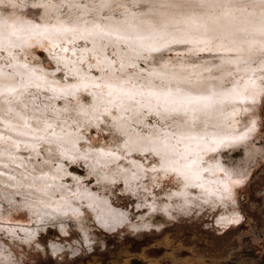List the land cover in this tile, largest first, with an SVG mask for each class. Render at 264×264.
I'll use <instances>...</instances> for the list:
<instances>
[{"label":"rangeland","instance_id":"374dc122","mask_svg":"<svg viewBox=\"0 0 264 264\" xmlns=\"http://www.w3.org/2000/svg\"><path fill=\"white\" fill-rule=\"evenodd\" d=\"M168 3L0 0V25L23 43L0 45V77L16 85L0 81V264H264V70L245 84L238 53L182 40ZM110 23H150L153 34L115 35ZM225 65L224 88L244 99L229 143L198 155L219 166L203 172L218 181L210 196L128 138L173 135L183 154L179 118L156 93L165 98L173 74L212 81ZM121 89L132 99L117 100Z\"/></svg>","mask_w":264,"mask_h":264},{"label":"bare ground","instance_id":"6f19581e","mask_svg":"<svg viewBox=\"0 0 264 264\" xmlns=\"http://www.w3.org/2000/svg\"><path fill=\"white\" fill-rule=\"evenodd\" d=\"M165 1L167 2V0ZM168 1L170 5H172V8H174L171 10L172 11L174 10V13H176L177 17H175L176 19H174L172 23L180 31L179 36L181 35V39L184 37L185 40L188 39L191 40V42L193 40H196L199 43L198 45L201 47L211 46L212 44L214 45L215 43L214 46H216V49L218 50L220 49L222 51L237 52L238 53V55H236L237 61L234 62L235 60L233 59H230L232 61L229 60L231 64L232 62L235 63V65L233 64L235 68L234 66H231L232 68H230V66L225 65L226 67L224 66L223 70L221 69L220 73L218 72L219 76H216L215 78L213 77L214 80L212 81L208 80V78L211 75L208 76L207 73L206 74L208 76L207 78V76L203 75L200 71L199 72L201 73L200 74L201 77L198 76V78L200 77L201 79L197 80L196 77L194 76L196 73L193 74L197 70H195L194 72H192L191 70L192 77L191 74L189 75V77L193 78L192 80H189L191 78L189 79L186 78L187 80L184 78L185 80H183V76L184 74H186L185 71H184L185 73H183L181 77V80H179L181 74L180 75L173 74L172 77L176 81L174 82L173 81L174 79L172 81L176 84L174 83L171 84L170 87L165 91L166 93L164 92L165 98H163V94L156 93L157 98L159 99L157 102L164 109L162 113H165L164 115L166 116L168 115L166 113H169L171 111L174 115H177L179 118V122L177 124L178 132L176 133L177 139L176 140L174 139V141L181 142V144H183V146L186 148L183 154L178 152L179 151L178 145H177L178 147L176 148L174 143L173 144L171 143V139L174 138L173 135L171 136L167 135L163 140H160L159 138L144 140L141 138H137L135 136L133 137L131 135L129 136L128 140L132 148H134L133 150H136L137 148L142 149L143 147L151 148L155 153H157L161 157L163 164L168 169H172L183 175L187 185L189 186L199 185L204 191H207L206 195H210V196L218 195L219 194L218 192L219 186H217L218 181L214 179L212 180L211 178H205L203 172L208 169L211 171L212 174H214V170H218L219 166L217 165L215 168L213 166H212L213 168L211 166H209L208 168H204L201 164L202 161L201 159H199L198 155H200L202 150L207 151L212 149V147H214L213 144L226 145L229 143V140L225 141L227 140V137L229 135L227 133L228 131L225 129V126H231L230 120L231 119L233 120L234 118L233 116L235 113L234 111L235 109L233 110L231 108L232 104H235L236 102L238 103L243 102L244 96L243 94H241V92L240 93L237 92L238 90L236 91L234 87L231 89L224 88L223 82H225L224 77L226 73L229 72L230 69L234 71L233 70L234 68L239 73L238 76L240 75L243 78L245 84L246 83L251 84L256 82L257 79L256 77L259 76L264 70V61L262 62V64H259L257 66H255V64L253 63L254 60L260 54L264 53V0H195L196 2L194 3L192 2L193 5H196L195 7L193 5H192L193 7L189 6L190 3L186 4L185 2L184 3L182 2L183 4L181 3L180 5V3L178 2H180L181 0H168ZM171 13L173 15V12ZM143 24L145 25L130 23L129 26H127L125 24L110 23V25H108L110 29H108L107 27L106 28L108 29V32L115 35L117 33L120 34L123 33L129 35V32L131 33L133 31V34L134 33L136 35L138 34L137 36L144 38L145 37L144 34L149 35L150 33H152V27L149 26L150 23L149 24L143 23ZM20 31L21 30H19V33ZM29 31H31V29ZM167 31L169 30L165 31L162 29L159 32H156V34L161 35L162 33V35H164V32ZM23 32L24 31L22 28V32L20 34H22ZM132 35L130 34L129 36ZM148 35L146 37H148ZM177 36L178 34H176V37ZM178 39L180 38L178 37ZM133 41H131V43H133ZM146 42L148 43V40H146ZM21 43H22L21 36L18 39L17 38L13 39L9 35L7 28L3 25L2 26L0 25V45L3 46L5 44H9V45L19 46ZM134 43L139 44V46L138 45H135V47L131 46L136 48V46L142 47V43L144 42L140 43L139 41V43L138 42H134ZM143 46H145V44ZM139 49L141 50V48ZM227 63L229 62L227 61ZM26 75L28 76V79H32L30 78L31 75L30 76L28 74ZM202 76H204V78ZM184 77H187V74ZM213 78L211 77V79ZM0 79L2 84L7 86L8 89L15 88L16 86L14 82L15 79L13 80V78L11 77L9 78L7 75H1ZM33 80L35 81V79ZM127 92L121 89L119 91V94L116 95V99L122 101L123 100L128 101V99L131 96ZM150 92H153V90L152 91L150 90ZM161 95L162 98L160 97ZM101 98L103 99V97ZM113 101L111 102L113 103ZM146 101L147 103L145 104V106L146 108L148 106L149 108L147 109H150V106H152L153 104L151 105L150 103L151 101L148 102V99ZM142 106L144 107V105H141L140 107ZM235 106H240V104L238 105L236 104ZM131 108L133 109L132 113L136 112L134 111L135 109L133 107ZM231 109L233 111H230ZM171 112L170 114H172ZM73 141L74 140H72L71 138H68L67 144L69 145H67V147L69 149H73L74 146L73 143H75ZM180 149L183 151L182 148ZM192 154H196V156H194L195 157L194 159L190 158V155ZM221 184L225 185L226 183L223 184L222 182Z\"/></svg>","mask_w":264,"mask_h":264}]
</instances>
